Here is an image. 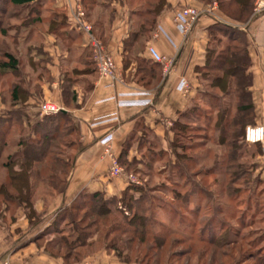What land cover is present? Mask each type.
Wrapping results in <instances>:
<instances>
[{"label":"rangeland","instance_id":"obj_1","mask_svg":"<svg viewBox=\"0 0 264 264\" xmlns=\"http://www.w3.org/2000/svg\"><path fill=\"white\" fill-rule=\"evenodd\" d=\"M149 3L146 0L139 9L147 8ZM1 4L5 8L4 15H0L1 29L6 31V35H0V60L4 51L11 52L18 58L20 69L16 76L0 75V116L9 111L11 103H16L11 97L12 87L16 84L21 85L17 103L22 102L19 101L27 96V92L29 95L23 102L30 99L34 102L33 111L30 110L31 118L26 115L30 119L29 127L24 128L23 125L19 129L17 124L13 125L14 133L0 159V183H4L8 172L1 168V164L5 157L19 151L15 146L16 141L20 137L24 141L30 137L34 123L47 116L39 115V106L45 101L37 96L36 77L39 70L35 67L42 58L39 56L41 35L37 25L28 23L30 19L26 20L29 9L16 8L6 2ZM212 4L218 6L216 0L205 1V6ZM34 6L37 7L31 18L36 13L53 18L54 11L50 8L42 10L41 3ZM203 78L202 76L201 79ZM212 97H217L220 101H214ZM236 100L233 97L229 107L232 105L234 109ZM217 103L220 106L229 104L228 99L222 98L218 90L208 87L207 82H202L191 109L185 113L186 116L179 117L182 128L174 133L171 140L159 145L150 135L142 133V136L131 142V154L119 161L127 178L126 189L129 186L136 187L129 191L131 195L137 198L142 196L143 204L149 206L146 215L152 213L153 218L147 229L153 238L149 235L142 240L129 239L130 237L121 233L126 229V224L115 216H110L97 220L92 228L93 232H98V242L95 245L97 249L81 250L72 247L75 243L69 238L72 230L69 221L61 222L55 215V222L60 220L57 227H53L57 234L45 233V226L42 238L45 247L50 248L49 254L54 248L62 256L75 258L82 254V260L66 264H95L86 259L99 250L112 258L114 264H264V144H260V150L237 139L239 143L234 145L238 147L236 150L230 147L233 145L231 143L219 146V138L214 130L220 111ZM20 109L25 113L26 106ZM233 109L231 114L235 117ZM66 125L69 129L70 124ZM248 126L255 125L246 127ZM68 129L63 132L61 140L52 144L51 151L60 161H71L76 151V136H67L70 132ZM229 154H235V160ZM228 156L232 160L223 164L220 160L227 159ZM15 163L18 164L19 161ZM13 169L17 170L18 167L15 165ZM51 197L53 196L48 189L38 185L33 203L39 201L45 205ZM1 206L0 243L6 242L12 228H17L15 231L21 237V240H17L19 242L31 236L33 231L27 232L33 224L36 230L43 222H47L45 215H38V218H45L42 222H39L40 218H34L30 222L25 214L27 212L22 208ZM125 214L128 213L125 211ZM83 216L84 212H78L76 219L80 220ZM24 219L28 222L27 227L22 226L26 221ZM93 221L92 218L84 220L81 227L84 228ZM23 230L25 233L21 236ZM154 236L158 238L154 240ZM64 238L70 239L69 242L64 241ZM65 242L71 245L70 249L65 247ZM106 245L117 249H106ZM5 262L11 264L6 258L2 264Z\"/></svg>","mask_w":264,"mask_h":264},{"label":"crops","instance_id":"obj_2","mask_svg":"<svg viewBox=\"0 0 264 264\" xmlns=\"http://www.w3.org/2000/svg\"><path fill=\"white\" fill-rule=\"evenodd\" d=\"M148 1V6L153 4L152 0ZM256 1L246 23L229 22L217 6L214 18L202 17L184 35L174 22L175 11L184 7L201 9L205 7L204 0H161L155 26L145 34L140 33L139 28L145 24L146 8L140 10L139 7L146 0H80L84 21L90 26L92 36L114 57L118 78L114 82L100 78L94 70L88 39L75 21V0L44 1L63 14L65 24L54 32L49 31L47 23L37 24L41 35L39 56L42 57L35 67L39 70L37 96L60 107L75 123L76 151L64 192L51 197L45 205L39 201L33 203L34 211L37 215H45L47 222L36 230L34 224L27 232L33 231L31 236L19 242L17 228H12L6 242L0 243V264L5 258L11 264H66L60 257L47 253L42 243L45 226L48 227L59 210L70 207L81 194L101 193L107 199L118 197L126 189L125 174L111 177L109 171L112 159L120 164L119 157L127 139L132 137L133 142L145 133L159 145L171 140L174 123L191 109L200 92L202 81L197 69L205 63L209 31L216 23L239 31L246 42L253 125H264V14H254ZM127 42L130 43L128 49ZM149 46L173 60L166 76L159 63H156L155 76L137 65L141 60L155 63L147 53ZM140 76L144 78L141 80ZM183 85L186 88L182 89ZM32 104V99L24 103L25 115L29 118L34 108ZM17 108L10 107L11 110ZM105 145L110 146L112 156L105 154ZM131 150L129 145L123 157L131 154ZM39 218V222L45 220ZM22 226H28L27 220ZM24 233L23 230L21 236ZM86 260L114 264L103 250Z\"/></svg>","mask_w":264,"mask_h":264},{"label":"trees","instance_id":"obj_3","mask_svg":"<svg viewBox=\"0 0 264 264\" xmlns=\"http://www.w3.org/2000/svg\"><path fill=\"white\" fill-rule=\"evenodd\" d=\"M45 0H0V15H4L5 8L1 2L11 5L16 8L29 9L26 15L30 19L32 24H49V31H56L59 27L64 26L65 18L60 12L53 10ZM153 4L148 6L144 10L145 24L139 28L140 33H147L151 31L155 26V18L161 9V0H152ZM208 1V0H204ZM219 6V10L222 15L232 23H246L252 14L253 3L255 0H216ZM41 3L42 10L50 8L54 12L52 13L53 18L42 17L39 13H36L37 17L31 18V14L34 13L37 6L35 4ZM6 7V6H5ZM41 10V11H42ZM55 23V26L52 25ZM0 22V35H6V31L1 29ZM126 49L130 46L127 42ZM2 59L0 60V75L12 74L17 75L19 72V61L15 54L4 51L2 53ZM94 67V64L92 62ZM250 65V60L247 52V45L244 39L241 37V33L227 25L216 23L209 31V42L205 52V63L203 67L198 68L197 72L200 75L202 82H207V86L218 90L222 98L228 99V105L220 106L217 103V107H220L218 111V121L214 124V130L218 139L219 146H227L231 143L230 147L234 150L238 149L236 143H239L237 139H242L244 143V130L247 125H253V107L250 99L249 88L251 85V77L247 73ZM140 68H144L148 74L155 76L158 65L151 61L141 60L138 63ZM95 70V69H94ZM202 76L204 77L203 79ZM140 76L139 79H143ZM247 82L245 83V81ZM21 85L16 84L12 87L11 97L16 103H11V106H18L15 110H9L6 114L0 116V159L2 158L7 142L12 138L14 133L13 125L17 124L19 129L24 125L29 127L30 119L21 111L20 108L24 106V97L17 103L20 94ZM233 97H236V103L229 107ZM214 101H220L217 97H212ZM233 104V103H232ZM232 109L234 110L235 117H232ZM17 115V116H16ZM186 116V114H183ZM184 116V118H185ZM25 122V123H24ZM65 122V123H64ZM66 123L70 124V128H67ZM179 119L174 123V133L181 127ZM17 127V128H18ZM182 128V127H181ZM68 129L69 135L76 136V125L71 120L68 114L62 112L50 117H44L36 121L31 129L32 135L25 141L18 139L15 146L19 151L14 152L11 155H7L1 164V168L8 172L7 181L0 183V206L9 208L11 206H17L25 210L26 217L30 222L34 218L39 219L38 215L33 209V196L38 185H42L49 190L51 196L62 194L65 189L66 179L69 175L72 160L61 161L59 157L54 156L52 150V144L64 136L63 132ZM61 133V134H60ZM145 134V133H144ZM142 136V135H141ZM132 137L127 139L123 143L122 153L119 157H123L126 153L127 147L130 145ZM247 144V143H246ZM240 145V144H238ZM251 146L250 144H248ZM252 146L258 147L261 150L260 144H253ZM237 147V148H236ZM230 155V154H229ZM235 155V154H234ZM230 155L235 160V156ZM232 157L227 159H221L220 161L230 162ZM124 158V157H123ZM19 161L18 164L15 162ZM17 166L18 169L14 170L13 167ZM58 172V173H57ZM136 188V187H134ZM129 186L121 194V197H111L108 199L104 198L101 193L94 194H81L71 204L70 207L64 208L62 215L60 212L56 214V217L62 221L68 220L72 226L70 231V239L75 244H72L73 248L77 249H93L96 250V244L98 242V232H93L92 228L96 224L97 220H104L107 217L115 216L126 224V229L122 230L121 233L125 236L130 237L129 239H143L150 234L147 225L150 224L152 213L149 216L146 214L149 212V206L143 204V197H133L130 190H133ZM138 190V189H136ZM1 206V207H2ZM125 211L128 214H125ZM78 212H84L82 219L77 220L76 214ZM89 218L94 219L93 222L86 225L84 228L81 227L84 220ZM58 220V219H57ZM60 220H53L47 227L45 233L57 234L53 227H57ZM34 225V224H33ZM89 230V231H88ZM97 235V236H96ZM96 238L94 239L93 237ZM158 236H154V240ZM70 239H63L69 242ZM161 239V236H160ZM162 240V239H161ZM66 244V242H65ZM58 245V244H57ZM61 245V243H59ZM71 245L66 244V248H71ZM50 247V246H49ZM52 247V246H51ZM105 247V246H104ZM109 250H116L114 246L105 247ZM115 248V249H114ZM48 252L50 248H45ZM49 253V252H48ZM80 254V253H77ZM51 256H61L65 262L76 263L78 260H82V254L77 257H67L60 255L56 248L51 249ZM119 256V253H118Z\"/></svg>","mask_w":264,"mask_h":264},{"label":"built area","instance_id":"obj_4","mask_svg":"<svg viewBox=\"0 0 264 264\" xmlns=\"http://www.w3.org/2000/svg\"><path fill=\"white\" fill-rule=\"evenodd\" d=\"M216 8V4L205 6L202 9H197L194 7H184L175 11L174 22L181 27L182 33L184 35H187L202 17L207 16L214 18V11L216 10ZM75 9V21L78 27H80V31H82L88 39V46L91 49V58L96 73L100 78H109L114 82L118 79L114 57L102 42L96 40L92 36L90 26L84 21L85 14L81 7L80 0H75ZM254 14H264V0H257L255 2ZM147 53L149 54L153 62L162 65L163 76H166L172 68L173 60L161 56L151 46L147 48ZM184 88H186V85H183L182 89ZM59 112H61V108L50 102L41 103L39 106V113L41 116H50ZM244 140L247 144L250 145L264 144V126L256 125L246 127L244 131ZM105 154L108 156H112L109 145H105ZM109 174L111 177H119L123 175V169L120 167L116 159H112L111 161ZM128 178L129 180L131 179V177ZM3 264H7V262Z\"/></svg>","mask_w":264,"mask_h":264},{"label":"water","instance_id":"obj_5","mask_svg":"<svg viewBox=\"0 0 264 264\" xmlns=\"http://www.w3.org/2000/svg\"><path fill=\"white\" fill-rule=\"evenodd\" d=\"M64 112V111H63Z\"/></svg>","mask_w":264,"mask_h":264}]
</instances>
